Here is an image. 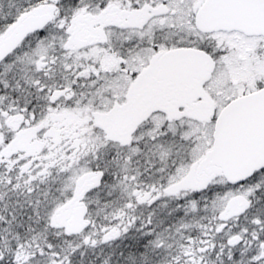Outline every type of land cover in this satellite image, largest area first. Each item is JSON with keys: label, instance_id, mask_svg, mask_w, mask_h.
<instances>
[{"label": "snow or ice", "instance_id": "snow-or-ice-1", "mask_svg": "<svg viewBox=\"0 0 264 264\" xmlns=\"http://www.w3.org/2000/svg\"><path fill=\"white\" fill-rule=\"evenodd\" d=\"M0 264H264V0H0Z\"/></svg>", "mask_w": 264, "mask_h": 264}]
</instances>
